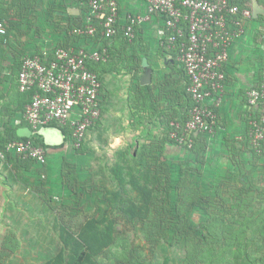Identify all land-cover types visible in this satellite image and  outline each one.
<instances>
[{
	"label": "rangeland",
	"instance_id": "rangeland-1",
	"mask_svg": "<svg viewBox=\"0 0 264 264\" xmlns=\"http://www.w3.org/2000/svg\"><path fill=\"white\" fill-rule=\"evenodd\" d=\"M13 1L15 2V0ZM122 3L126 4L124 7L128 9L131 3L133 4V0H123ZM71 4H73V0L57 1L56 3L48 2V7L40 6L38 3L36 8L25 10L26 13L21 15V18L25 16L28 19L27 22H22L21 19L16 18L17 27L27 35L41 39L44 36L48 37L51 35L52 27H55L54 29L58 28V33H61V27L65 26L63 24L65 17L57 16L54 13L66 8L63 10L65 14L68 17H73L74 14L69 12L72 7L68 8ZM14 7L16 6L14 5ZM40 20L41 22H39ZM46 21L50 23L48 30L43 27ZM46 25L48 24L46 23ZM69 31L70 28L67 29V32ZM20 38L22 37L20 36ZM15 42V51L19 55L23 54L22 40L15 38ZM21 57L20 55V61L22 60ZM263 57L256 58L255 64H260L258 70L264 67ZM249 61H246L248 65L251 64L250 59ZM181 68V65L176 63L173 69L179 72ZM9 72L11 70H7V73ZM125 72V75L120 73L110 78H105L104 81L102 80L101 116L94 127L89 129L86 134L91 137L92 141H89V137L87 138L86 136L87 140L85 139L82 143L83 152L77 155L72 154V156L70 155L63 159L59 157V159L54 160L52 165L57 168L56 174H53L55 177L50 179L46 176L43 179L45 184L48 183L52 188H58L59 190L58 194L51 195L52 199L57 198L55 200L57 208L47 211V207H44L46 210H44V222H42L44 226L43 233L44 231L49 233L51 228L55 230H52V234L49 233L47 238L44 235L41 237L42 232H35V227L21 231L24 222H7V215H2L0 229H2V225L6 226L7 232L0 234V264H7L8 260L6 259L11 256V251L14 248H20L24 243L28 246H22L21 248L24 249L26 254L12 255L13 261L25 258L30 264H44L49 259L57 257L59 264H69L70 262L67 263L66 260L70 257L74 260L80 253L77 251L75 255H72L73 241L71 237H77L79 234L84 236L91 221L104 218L109 221L103 223L104 227H110L112 236L111 239L107 238L106 234L101 236L102 239H108V241L106 240L107 242L102 240V243L103 241L106 242L104 248L108 250L97 256L98 260L96 257L91 256L90 258L88 256L90 262L83 260V264H92L93 261L96 262L95 264H136L137 261L141 264H189L195 255L203 256L205 261L215 259V264H251L250 259L255 260L260 257L264 259V207H261V202L259 201V196H261V187H259L261 182L260 170L263 167L261 165H264V159L250 157L253 162H251V159L249 161L243 160L240 153L247 151L244 141L240 142V146L233 143V147L228 151L227 157L224 158V154H221L222 149H218L220 145L223 147L224 142H215L212 139L211 141L209 138L210 142L205 148V153L200 157L201 160L194 157L187 159L179 148L167 150L166 146H164L162 157L157 154L155 158L149 159V161H153L149 163V168L150 170L153 169V165L161 160L163 163L168 162L173 174L175 168L181 166V169L177 168L180 171V176H182L181 180L173 175L171 177L173 181L170 184L171 188L168 189L169 175L163 179L161 178L163 183H154L156 186L152 184V179L149 182L147 181L149 178L142 180V177H140L137 182V190L146 193L147 189L154 188L153 191L151 190L153 192L151 198L155 199L156 205L153 207L156 211L151 210L150 214H144V217L146 220H150L151 216L157 214L161 205V210L168 211L166 217L169 228H172L174 223L178 222L177 215L180 216L182 221L189 219L192 221V227L198 228V225H202L200 224L202 222L200 217H204L206 214H210L213 217L215 213H219L224 216L225 221L224 223H218V228L225 227L228 223H233L235 229L243 230L249 225V213H253L252 218L255 217L258 221L257 230H249L241 237L242 240L248 238L253 241L251 247L247 244L249 263L247 258L243 261V253L236 256L233 250L234 245L228 240L230 235L226 231L217 233L220 237H218V243L211 246L212 248L206 247L205 241L194 247L190 239H186L184 243L176 241L171 235L173 232H169L168 228L163 230L166 233L165 235L158 233V230L151 231L152 235H150V233H146L148 229L145 228L144 219L137 212H133L134 214L130 219L125 216L124 212L113 209L116 201L122 198L114 193L117 180L112 181V169L118 159L117 157L124 151L126 152L129 146H132L133 149L130 151H133L137 158L144 159L141 155L146 154L143 151L141 152L140 147L143 144L147 147L154 145L165 134L162 131L163 126L160 124L161 117L158 116V111L153 113L148 110L145 98L135 93L138 91L136 86L138 81H134L131 73L128 74L126 70ZM256 75L253 81L257 83L258 72H256ZM15 76L13 75L9 80H6L8 78L4 76L0 80V82H9V100L13 96L19 97L18 82ZM239 79L242 80V78ZM241 92L244 93V90ZM132 115L136 117L135 119L132 118L136 121L135 125L132 123L134 122L131 119ZM138 116H140L139 119ZM152 120L157 122H152ZM171 122L173 120L169 123ZM153 123L156 124L154 125ZM90 131L91 133H89ZM121 134H123L125 140L120 142L117 137ZM237 140L240 141L239 138ZM200 143V140H198L196 146L198 147ZM213 146L215 147L213 148ZM64 148H62L63 151L72 152ZM107 153L109 156L106 155ZM247 153L249 154V150ZM125 159L126 161L123 163L125 164V168L123 167V175L126 181L125 191L133 193L135 190L132 187V179L142 166L139 165L138 159L136 164V159L133 160L130 155L126 156ZM46 161H48V157H46ZM68 166L73 167L74 170L68 169ZM142 168L144 169V167ZM90 169L95 170L90 171ZM71 171L72 173H69ZM60 172L69 175L71 180L69 182L73 187L72 190H68L65 186L63 187L60 180ZM149 176L150 178L152 177L151 172ZM0 177L2 178L0 182L6 183L3 173L0 174ZM188 188L191 191H188ZM145 197L146 194L145 196L140 195V193L137 195L140 202H143ZM48 201H52L50 196H48ZM132 204L133 202L128 203V210L130 211V207L133 209L138 206L137 210H135L138 211L139 207L144 206L136 205L133 207ZM168 205H171L172 208ZM261 208L262 210H260ZM52 213L57 219L53 221L51 219L49 225L45 220L46 216L48 214L52 216ZM246 216L247 218L244 221L243 219ZM258 224L260 226L259 229ZM47 226L48 228H45ZM160 226H164L163 222L160 223ZM11 228L17 229V232H12ZM214 233H216V230ZM19 234L20 236H18ZM223 235H226V237H223ZM152 237L153 240L151 239ZM11 239H14L13 242ZM255 264L264 263L258 261Z\"/></svg>",
	"mask_w": 264,
	"mask_h": 264
},
{
	"label": "built area",
	"instance_id": "built-area-1",
	"mask_svg": "<svg viewBox=\"0 0 264 264\" xmlns=\"http://www.w3.org/2000/svg\"><path fill=\"white\" fill-rule=\"evenodd\" d=\"M244 1V2H243ZM144 11L124 18L120 23L116 0H86L89 16L85 28L74 31L91 37L99 21L105 41L111 42L122 34L132 42L141 25L156 18L158 46L174 52L186 78V94L193 102L184 123H169L168 138L176 145L190 149L198 135L213 134L217 111L226 94L225 65L233 45L241 40L252 11L245 0H142ZM243 3V6H242ZM5 28L0 22V35ZM264 52V46H261ZM96 49L74 48L54 44L41 55L24 57L18 74L21 93L33 92L19 121L25 122L32 133L52 124L68 127L67 140L78 149L89 129L101 116L100 81L89 67L90 62L104 61ZM243 110L247 117L245 138L258 155L264 148V67L258 82L244 94ZM67 147V142L65 144ZM12 152L40 164L46 155L30 141L7 143L0 150V161Z\"/></svg>",
	"mask_w": 264,
	"mask_h": 264
},
{
	"label": "crops",
	"instance_id": "crops-1",
	"mask_svg": "<svg viewBox=\"0 0 264 264\" xmlns=\"http://www.w3.org/2000/svg\"><path fill=\"white\" fill-rule=\"evenodd\" d=\"M57 1L60 2L63 0H41L38 3L40 4V6L48 7V2L56 3ZM122 1L123 0H116L118 5L119 17L121 20L120 23H124V18L126 16L144 11V5L142 0H133V4L131 3L128 9L127 8L125 9L124 5L126 4L122 3ZM245 2L246 4L248 3V7H250L252 12H253L254 3H256L257 7L264 9V0H249L248 2L245 0ZM70 7H72V9H70L69 12H72L71 14H74L73 18H78L76 22H78L80 20L81 15L85 14V12L88 10L86 0H73V4H71L68 8ZM63 10L56 12L54 14L57 16H62L63 18L65 17V19H63V24L65 26L61 27L62 29H65L68 27L69 21L67 15ZM19 11L20 10L18 7H14L13 0H0V22L3 24L5 30L9 29L8 30L9 39L7 41L8 43L7 42L0 43V48L3 50V53L0 51V66L2 65V68H5L2 69V71H0V80L8 74L6 67L8 68V66L10 65L9 61H11L13 57H15L16 55H19L16 53V51L14 52V47L16 44L15 38L22 40L23 43L21 44V47L23 48L22 53L26 52L28 54H37L48 48L46 44H48L47 41L49 39L53 40L54 43L56 41H58V43L59 42L62 43L64 41L61 33L53 34L48 37L44 36L42 37V39L36 37L38 39L35 41L34 39L31 38L27 39L26 33L23 30H21L19 27H17L18 23L16 22V18L21 19L22 22H27L28 19H26L25 16L21 18V15H23L24 12L20 14ZM40 14L42 16L41 12ZM10 22L13 23V28H11L12 26ZM39 22H41V20ZM158 25L159 22L156 20V18H154L149 23H146L138 27L137 28L138 32L135 33V37H134L136 41L134 42L133 39L132 42H128L130 44L129 47H131L129 49H132V51L120 49L119 48L120 43L115 41V38L111 42H109L111 49H113L114 56L112 57L109 55V59L110 57L111 59L110 60L108 59L109 61L107 60L106 62L111 63L113 72L110 73V72L102 71L100 72V76L101 79L104 81L105 78L106 79L110 78L116 74L121 73L125 75L126 74L125 70H126L128 74L131 73V75L134 78V81H138V83L141 85L142 77L145 74H148L149 83L147 85L152 86V88L157 86L159 87L160 82L166 78V81H168L169 86L171 87V98L173 99L174 102L176 101V99H174V95H178L176 92L180 90L181 87L184 85V74L182 75L180 74V69L179 72L173 69L175 64L178 63L175 53L163 51V49L158 46L157 35H156ZM43 27L45 28L47 27L46 23L43 24ZM46 29L48 30L49 28ZM20 36L22 38H20ZM263 39H264V15L258 13L257 17H253L252 15V19L246 23L245 35L241 40H239L233 45V47L229 52L228 62L225 65V73L227 76L226 94L220 108L217 111V125L213 131V134L211 135L210 140L212 139L215 142L221 141L222 143L224 142L225 144L229 142L228 146H231L230 149L233 147L231 145V143L233 142L236 143L237 146H240L241 141H244L246 143V139H244V137H245V127L247 123V117L243 110V106L245 102L244 94L246 90L254 87L256 84V81L253 80H255V76H257L256 72H258L259 74L258 69L260 64L256 65L255 63L257 57L260 58L264 56V52L261 49V46H264ZM134 52L141 54L140 66L138 65L137 67H134L132 65L130 66L129 64L125 65V63H123L124 61L122 62L119 61V59H121L120 57L121 55L123 54L125 55V53L134 54ZM249 59L251 60L250 65L246 63V61L250 62ZM262 59L264 61V57ZM103 62H105V60ZM247 66L249 67L248 69ZM239 78H242V80H240ZM243 90L244 93L241 92ZM6 92H9V82L1 81L0 93H6ZM153 94L154 96H156L155 88L153 89ZM175 97H179V95ZM159 98L160 99H158L156 96L155 105H157L158 111H163L165 110L166 108L165 106H167L168 103L166 94H164V96H161ZM162 98L163 100H161ZM18 107L21 108L24 107V103L21 102L18 103V105H11V108H16V112H18ZM178 108L180 109V103ZM170 113L171 114L175 113V110L169 111L168 113L165 114L169 115ZM19 117H20V113H15V115L12 117L10 121L12 122L11 125L16 131V134L19 130L26 128V126H19L20 125V122H18ZM132 118L135 119L136 117L132 115L131 119ZM134 119H132V121H134L132 122L133 125H135ZM153 121L157 122L156 120H152V122ZM153 124L155 125L156 123ZM57 129L62 133V130L59 127L58 128L47 127L45 129V132L48 133L51 137L55 136L56 134V136L57 137L59 136L60 138L61 134ZM0 132L4 133V128L1 125H0ZM89 133H91V131ZM86 136L87 138L89 137L88 139L89 141L90 140L92 141L89 135ZM87 138L85 139L87 140ZM237 138H239L240 141H238ZM117 140H119L120 142L122 140L124 141L125 137L123 136V134H121L120 136L117 137ZM64 141H65V137L63 139V142L59 144L54 143L47 145L46 143H44L47 146L46 152L48 157V164L44 168L37 166L35 164H30L27 165L26 167L20 162L16 161L14 158H13L14 162L12 161L10 162L9 158L5 162L0 161V174L3 173V176L6 180V183L0 182V219L2 215L6 214L7 222H11V223H15V221L16 222L19 221L21 223L24 222L21 231H24L25 229L29 230L35 227V232L38 231L42 232L41 237H43L44 235L45 238H47V236H49V233L52 234V230L55 229L54 228L52 229L51 227H50L51 231L49 233H45V231L43 233L44 226L42 222H44L43 221L44 213H45L44 210H46V208L44 207H47V211L57 208L55 206V200L57 198L52 199L51 195L55 193L58 194L59 190L58 188L56 189L52 188L48 183L45 184L43 179L46 178V176L47 178L50 179L55 177L53 176V174H56L57 168H55L52 165L54 160L59 159V157L63 159L64 157L70 156L69 152H65L62 149L65 147L62 146L64 144ZM224 143H223V147H221L222 145L218 147L219 150L222 149L221 154H224L226 152L225 151L226 145ZM214 147L215 146H213V148ZM166 148L167 150L168 149L175 150V148L169 147V145ZM245 148H247V151L249 150L247 145L245 146ZM64 149L67 150L66 147ZM247 151H242L240 153L242 159L243 160L246 159V161H249V159H251V162H253V159L250 158L252 156L248 154ZM106 155L109 156L108 153ZM258 159H264V155L259 156ZM261 166L263 167L260 170L261 182L259 184V187H261L260 189L261 196H259V201L261 202V207L262 206L264 207V165L262 164ZM69 169L72 170L71 168ZM92 170L94 171L95 169H90V171ZM0 179L2 180L1 177ZM60 180L61 183L63 184L61 172H60ZM68 190H72V189H68ZM48 196H50L52 200L51 202L48 201ZM260 210H262V208ZM51 215L52 216L48 214L45 220L49 223V225L51 219L52 221L57 219L56 216H53L54 213H52ZM6 228H7L6 226L2 225V229H0V234L2 232L6 233L7 232ZM45 228H48V226ZM11 231L17 232V229L11 228ZM18 236H20V234ZM13 240L14 239H11L12 242ZM22 246H28V245L24 243ZM21 247L16 249L14 248V250L11 251L10 255L12 256L15 254H26L24 252V249H22ZM11 256L8 259H6L8 260L7 264H30L25 258L19 259L18 261L16 260L13 261V258Z\"/></svg>",
	"mask_w": 264,
	"mask_h": 264
},
{
	"label": "trees",
	"instance_id": "trees-1",
	"mask_svg": "<svg viewBox=\"0 0 264 264\" xmlns=\"http://www.w3.org/2000/svg\"><path fill=\"white\" fill-rule=\"evenodd\" d=\"M41 0H15L14 5L16 7L19 8V12L20 14L22 12L26 13L25 10H29L32 9L34 7H36L38 5V2H40ZM247 2L249 0H246ZM43 2V1H42ZM244 2V1H243ZM243 6V3H242ZM89 16V9L85 12V14L81 15L80 20L78 22H76V20L78 18H71L68 17V21H69V25L67 28L60 30L61 31V35L63 38V44L65 46L70 45L74 48H84V47H88L90 49H96L98 50V53H100L101 55H103L104 50H106L104 58H105V62L103 61H98V62H92L89 64L90 69H92L97 75H98V79L100 81L101 87H100V106H102V83H101V76H100V72L104 71V72H110L112 73V65L110 62H106L109 59V55L110 56H114L113 55V49H111L110 47V43L105 41L102 37L101 34V27H99L98 22L99 21H95L94 25L97 28V31L95 32V34L91 37L86 36L85 34L83 35H77L74 33V31L76 29L79 28H85L86 26V19ZM67 19V18H66ZM46 23L48 24L46 28L50 27V23L48 21H46ZM11 28H13V23H11ZM16 25V24H15ZM14 25V26H15ZM49 26V27H48ZM55 27H52L51 29V35L56 34L59 32L58 28L54 29ZM70 28V31L67 32V29ZM9 30V29H8ZM8 30H5V33L3 35H0V43H4L7 42L9 39V34H8ZM58 30V31H57ZM138 30L136 29L135 33H137ZM27 39L31 38L37 40L38 38L36 37H32L30 35H27ZM137 36V35H136ZM115 41L119 42V48L120 49H124L127 51H132V49H129L131 47L130 44L127 42V40L123 37V35L120 33L115 37ZM136 40L134 39V42ZM264 41V39H263ZM8 43V42H7ZM48 44L46 49L50 50L53 46V40L49 39L47 41ZM56 44H59L61 42L58 43V41L55 42ZM54 43V44H55ZM133 45V44H132ZM119 49V50H120ZM0 51L3 53V50L0 48ZM163 51H165L163 49ZM15 52V49H14ZM17 53V51H16ZM18 54V53H17ZM42 53H37L36 54H28V53H24L20 54L22 57V60L24 57L30 56V55H36L39 56ZM20 55H16L15 57H13V59L11 61H9L10 65L8 66V68L6 67L7 70H11V72H9L6 76L9 80L10 78L13 77V75H16V79L18 78V74L21 68V64H22V60L20 61L19 56ZM18 56V57H17ZM2 57V56H1ZM17 57V59H16ZM121 59H119L120 62L124 61L123 63H125V65L129 64L130 66H134L137 67L138 65L140 66V59H141V54L140 53H125V55H121L120 56ZM125 58V59H124ZM128 58V59H127ZM111 59V57H110ZM109 59V60H110ZM108 60V61H109ZM2 62V61H1ZM128 62V63H127ZM179 64V63H177ZM128 67V66H127ZM1 69H5L2 68V65L0 66ZM180 74H184L183 70L181 68ZM183 77V76H181ZM183 79V78H182ZM7 82V81H6ZM18 86V83H17ZM138 91H136L135 93L138 95H140V97L145 98V103L147 105V108L149 111H152L153 113H157L158 108L157 105H155V100H156V96L158 99H160L159 97L164 96V94H166L167 97V106L165 108V110L163 111H158V115H160L161 119H160V124L163 126L162 131L165 133L161 138H159L154 145L147 147L146 145H142V147H140L141 152L143 151L146 155H141L144 159H140L137 158V156L135 154H133V151L131 152L130 150L133 149L132 146H129L127 151L124 153H121L118 156L117 161L114 164V167L112 169V175H113V179L112 181H114L115 179L117 180V185L115 186V195H120L122 198H119V200L116 201L115 203V210H120V212H124L125 216L128 218H132L133 216V212H137V214H139L140 217H142L144 219V224H145V228L148 229V231H146V233H150L151 231L158 230V233H163L164 235L166 233L163 232V230L165 229H169V232H173V238L178 241L179 243L181 242H185L186 239H190L193 244L194 247H197L198 245H200L202 243V241H205V245L206 247H210L214 246L218 243V237H220L217 233L222 232V231H226L230 237L228 238V240L234 245V252L236 254V256H239V254L243 253V261L247 258V262L249 263V254L247 253V244L251 247V245H253V241L250 239H244L242 240V236L245 235V232H248L249 230H257V219L254 217L252 218V214L250 213L248 218V222L249 225L246 226L247 228L243 229V230H239V229H235L234 228V224L233 223H228L224 228H218V223H224L225 218L224 216H222L219 213H215V216H210V214H206L204 217H200V219H202L201 223L202 225H198V228H194L192 227V221H190L189 219H184V221H182V219L180 218L179 215H177L178 218V222L174 223V226L172 228L168 227V223H167V210L164 209H160L162 206L160 205V208H158V212L156 215L151 216L150 220H146V218L144 217V214H147L152 211H154V207L156 205L155 203V199L151 198L152 194H153V189L148 190L146 193H143L141 191L137 190V186H138V179L140 177H142V180L146 179L147 181L150 182V179L153 180V185L156 186L154 183H159L161 184V182L163 183V181H161V178H165L167 175H169L168 177V184L169 186L167 187L168 189H170V184L173 182L171 180V177L174 175L177 179L181 177L180 176V171L178 169H181V166H178L177 168H175L174 173H171V168L168 164V162H161L157 161V163H155V165H153V169L150 170V166L149 163H152L153 161H149V159L155 158V155H159L162 157V150L164 146H168L169 147H173L176 149H180V151H182V153H184V156L189 159L191 158H197L200 159V157H202V155L205 153V148L208 146L209 144V138H211V136L209 135H198L195 139H194V144L193 146L188 149L186 147H181L179 145H176V143L173 140H170L168 138V133L170 131V126H169V122L170 121H175V120H179L181 123H184L187 118H188V112L189 110L192 108L193 106V102L191 101V99L189 98V96L186 94V78L184 76V85L181 87L180 90H178L176 93L179 95V97H175L178 95H174V99H176V101L173 102V99L171 98V87L169 86L168 81H166V78L160 82L159 87H153L152 86H141L139 83L136 84ZM155 88L156 91V96H154L153 94V89ZM18 96L19 97H15L13 96L11 98V100H9V92L6 93H0V125L4 128V133L0 132V150H3L5 145L7 143L10 142H27L30 141L32 143V145L34 147L37 148H41L44 152L45 155L47 157V146L44 144V140L43 137H41L38 134L35 135H31L30 137L26 138V137H18L16 134V131L14 130V128L12 127L11 123V119L12 117L15 115V113H20V117L21 115L24 113L26 106L30 103L33 92H25V93H21L18 89ZM8 100V101H7ZM143 100V99H141ZM11 101V102H10ZM24 103V107H18V112H16V108H11V105H18V103ZM180 103V109L178 108ZM175 113L173 114H169L166 115L165 113H168L169 111H174ZM171 115V117H170ZM19 117V118H20ZM140 117V116H139ZM7 118V119H6ZM139 119V118H138ZM10 122V123H9ZM9 123V124H8ZM136 124V121H135ZM138 124H139V120H138ZM19 126H26L29 128V126L21 121ZM49 127H59L61 128L59 125L56 124H52ZM62 130V134L65 137V141L64 144L62 146H65L66 142H67V148L71 150L72 152L69 153V155L72 156L73 155H77L80 152H83V146L81 145L78 149L76 148H72L70 146L69 141L67 140V137L69 136V131H68V127H63L61 128ZM244 139H246L244 137ZM198 140H200V144L197 147L196 143L198 142ZM212 141V140H211ZM231 143V141H230ZM234 143V142H233ZM233 143H231V145L233 146ZM225 144V143H224ZM226 145V146H225ZM225 151L226 153H224V158L227 157V153L230 150L231 146L229 145V142H227L225 144ZM246 145L249 148V154L255 158V157H259V156H263L264 155V148L262 149L263 154L258 155L255 152V149L252 148V146L250 145L249 141L246 140ZM84 154V153H83ZM131 156V158L133 160H135L136 158L139 160V165L144 167V169L141 167L139 168V170L136 172V176L132 179V187H133V193H129L125 191V184L126 181L124 179V175H123V167L125 168V161H126V156ZM12 156V157H11ZM17 156V157H14ZM164 156V153H163ZM11 157V158H10ZM9 158V161L14 162V159L18 162H20L21 164H23L24 166L27 167V165L30 164H35L37 166L40 167H46L48 164V161H45V163L40 164L37 161H34L30 158L27 157H22L21 155H17L14 154L12 152L7 153L5 159L3 160L4 162L7 161V159ZM14 158V159H13ZM137 159L135 160V163L137 162ZM195 160V159H194ZM122 161V162H121ZM127 163V162H126ZM137 164V163H136ZM152 166V165H151ZM71 168L72 170H74L73 167L68 166V169ZM152 173V177L150 178L149 173ZM69 173H72L69 172ZM70 177L67 174H62V182L63 185L65 187H67L68 189H72V184L69 182ZM167 185V183H166ZM142 188H145L143 186H141ZM179 187V186H178ZM183 187V186H181ZM187 188V187H186ZM179 189V188H178ZM189 189V188H188ZM152 190V191H151ZM184 191V190H183ZM188 191H191L190 189ZM138 193H140V195H144L146 194V197L144 198L143 202H140V200H138L137 195ZM184 193V192H183ZM125 199V200H124ZM164 200V199H162ZM129 202H133L132 206H136V205H144L142 207H139L138 211L137 210L138 206L133 208H131V211L128 210L129 209ZM168 202V201H167ZM169 204V202H168ZM169 207H171V205H168ZM172 208V207H171ZM125 210V211H124ZM156 211V210H155ZM141 214H140V213ZM136 214V216H137ZM244 216V215H243ZM247 216L244 217V221L246 220ZM109 222L108 220L101 219V220H95V221H91L88 224L87 227V232L84 234V236H80L81 234L77 235V237L72 238L71 240L73 241V248L71 249L72 255L76 254L77 251H79V256H77L76 259L73 260V258H69L67 259V263L70 262L69 264H83V260L85 261H89V257L91 258V256L96 257V259L98 260L97 256H100V254L103 252H105L106 250H108L107 248H104V246H106V242L108 241V239H102V235L106 234L107 238L111 239L112 236L110 234L111 230L110 227H104L103 223H107ZM111 222V221H110ZM164 224V226H160V223ZM173 223V222H172ZM260 223V222H259ZM262 224V223H261ZM264 224V223H263ZM225 225V224H224ZM158 226V228H156ZM260 228L259 224H258V229ZM218 229V230H217ZM216 230V233H214V231ZM105 231V232H103ZM83 233V232H82ZM150 235H152L150 233ZM223 237H226V235H223ZM153 240V237L151 238ZM102 240L106 241L102 243ZM102 243V244H101ZM230 246V245H229ZM205 247V246H204ZM242 248V249H241ZM234 254V255H235ZM106 255V254H105ZM89 256V257H88ZM95 259V260H96ZM91 260V259H90ZM96 260V261H97ZM207 260V259H206ZM213 259L212 261H205L203 256L199 257L198 256H193L191 259V263L189 264H215ZM258 261H261L262 263H264V259L262 257L257 258V259H250V263L251 264H255ZM90 262V261H89ZM96 262H92V264H95ZM44 264H59V260L58 258H51L49 259L46 263ZM136 264H141L138 261L136 262Z\"/></svg>",
	"mask_w": 264,
	"mask_h": 264
},
{
	"label": "water",
	"instance_id": "water-1",
	"mask_svg": "<svg viewBox=\"0 0 264 264\" xmlns=\"http://www.w3.org/2000/svg\"><path fill=\"white\" fill-rule=\"evenodd\" d=\"M258 13L264 15V9L257 7L256 3H254L253 12H252L253 17H257V14ZM148 83H149V76H148V74H145L142 77L141 85L142 86H145ZM59 133L61 134L60 135L61 136L60 138H59V136L57 137L56 134H55V136H52L51 137L48 133L45 132V129H42V130H39L38 131V135H40L41 137H43L44 143H46L47 145L54 144V143L55 144L62 143L63 142V139H64V136L62 135V133L60 131H59ZM17 135L19 137H26V138H28V137H30L32 135V133H31L30 129L28 127H26L25 129L19 130L17 132ZM59 139H60V141H59Z\"/></svg>",
	"mask_w": 264,
	"mask_h": 264
}]
</instances>
